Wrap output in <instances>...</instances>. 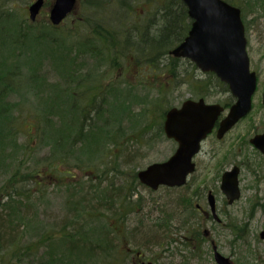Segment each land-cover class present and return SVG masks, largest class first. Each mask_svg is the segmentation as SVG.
<instances>
[{
  "label": "rangeland",
  "instance_id": "374dc122",
  "mask_svg": "<svg viewBox=\"0 0 264 264\" xmlns=\"http://www.w3.org/2000/svg\"><path fill=\"white\" fill-rule=\"evenodd\" d=\"M34 1L0 0V38H2L0 40L3 41V45L0 46V74L11 69L10 75L7 74L5 77L12 79L11 71H13V84L17 86L16 90L14 87L5 95V102L12 105L11 112L7 115L12 127L8 122V127L2 132L8 140L2 149L3 153L0 152V157L5 155V160L0 159V192L4 188L0 197L2 198L4 190L10 192V185L15 179L23 178L28 182L25 183V189L29 188L34 192L41 191L45 195L44 202L35 206L33 211L34 222L31 228L36 231H31L30 227L20 229L21 234L18 236L21 235V237L15 238L14 249L18 247V244L23 245L33 241L36 242L35 245H38L43 239L40 235L41 230L38 231L40 226L52 234V240L47 248L42 246L38 254L34 252L28 255L29 258L21 263H14L10 252L11 244H9L6 246L7 250L3 249V251L6 250L5 258L3 254H0V257L4 259L3 263L36 264V258L42 254L47 261L57 264L58 261L68 264H140L133 263L134 260L137 262L135 258L137 253H140L145 257V264H215L210 243L213 239L218 251L231 259L233 264H264V244L259 239V233L264 229V221L260 211L254 210V212L252 209L256 194V189H253L255 179L247 168L243 171V183H240L242 201L231 208L224 201L219 191L220 184L214 181L213 172L209 170L196 171L197 173L192 177L193 183L199 180L203 182L192 186L190 192L189 187L184 190V193L165 188L151 192L143 186L131 185L134 174L152 163L165 161L175 152L176 144L166 139L160 130L166 111L172 107H179L188 99L197 100L207 91L208 83L202 82L203 93L199 95L200 91L195 86H190V79L201 76L195 77L191 65L185 61H178L171 69L174 68L176 76L179 77L174 79L172 87L167 90L162 83L170 79L162 80L160 60L164 64L167 61L159 58L158 55H161L159 53H155L156 59L160 62L157 63L160 64L159 67L155 64L149 71H147L146 64L140 65L138 62V65L136 64L132 54L134 50L128 51L125 67L119 65L113 68L115 60L117 62L122 60L113 56L111 52L104 51L102 47L96 49L95 38H90V27H92L90 22H87L89 25L83 22L85 27L81 28L79 21L86 16L83 13L85 0H78L74 11L60 24L61 26L58 25L57 33H67L69 38L59 37V40H56L57 44L47 46L39 42V46L31 49L30 47L35 44L30 42V34H32L30 24L37 22L34 30L45 31L44 25H51L49 10L54 0H46L36 20L31 22L28 8ZM92 1L94 5H97V1L102 2L106 7L105 12H108L106 19L111 25L110 28H114V25L119 23L120 0ZM141 1H131L137 14H144L151 7L150 4L147 5ZM160 2L162 0H158V3ZM234 3L240 5L239 0H235ZM156 12L154 19L148 21L149 23L158 21ZM104 16L105 13L102 17ZM130 20L129 17L127 24L131 23ZM143 24H146L145 20ZM243 24L250 69L257 75V87L252 97L251 112L228 134L224 145L231 149L238 144L243 149V158L250 157L254 160L256 157L249 144V139L261 132L264 126V105L262 104L264 0H247L243 13ZM134 28L131 25L126 28V30H131L128 46L138 44L137 31H132ZM177 45L170 47L164 56L166 59L169 56L172 57L170 52ZM30 57H32V62H30ZM28 63L32 64L31 68L26 66ZM59 63H62L63 68L66 67L62 70ZM17 65H21L22 68H17ZM180 68L185 70V75L180 76ZM140 70L142 71L139 74ZM158 76L161 77L158 78ZM32 79H42L44 88L30 92V88L35 84L33 81L30 82ZM129 85L133 86L134 93L138 92L134 96L141 95L145 101L132 108V112L114 119L112 126L107 127L108 130L103 135L100 150H97L99 144H94L91 140L92 152L98 151L93 152L94 156L91 158H80L81 146L76 143H73L71 147L64 145L62 150H55L48 144L43 146V142L36 139V127L34 129L31 127L35 137L32 145H36L35 149H31L30 124H35L37 117L42 121L40 113L43 112L51 120L48 123L59 127L60 120L57 110L52 109L56 105H61L62 97L68 96L67 100L69 98L72 101H78L80 113L84 111L85 114L91 116L93 123H97L99 119L91 112L94 106L93 103L90 104L89 99L99 101L101 112L115 90L130 91L131 88L127 87ZM38 86L36 88H39ZM90 87L101 88L105 95L86 93V89ZM222 90L221 86H214L207 95L205 94V101L209 104H223L231 101L230 94ZM132 113H139L136 118H140L134 121V125L129 116ZM121 116H123L122 119ZM80 117L78 113L77 118ZM113 138H116L114 143ZM110 139L112 141H109ZM213 140L216 141L212 134L203 144L202 151L197 158V160L200 159L198 168L203 167L206 151L213 156L211 149L217 150V148H212L217 145L212 143ZM112 143L119 146V149L113 148ZM107 149H109L108 153L113 154L110 160L105 158ZM18 167H20L19 174L15 172ZM31 170L34 172L32 183L42 182L41 187L35 184L34 188H30ZM14 173L15 176H13ZM37 173L40 177L36 178ZM100 179L105 180L100 182ZM114 183L117 186L124 185L126 191H130L129 187L132 186V191L136 194L130 198V201L122 202L117 199L113 203H106L103 200L105 187L113 192ZM100 189H102L101 193ZM207 191H212L217 197L220 224L201 217L195 210L196 205L207 207ZM1 198L0 203L4 202ZM182 198L191 202L193 217H190L189 211L185 212ZM137 200L140 206L136 204ZM78 203L82 204L78 205ZM187 217L191 219V222L195 218L198 221V226L197 221L192 223L191 233L189 232L190 226L183 225ZM97 225L108 228L110 234L101 235L104 229L95 230L94 227ZM63 226L65 229H62ZM197 231L204 239L199 241L195 239L194 232ZM84 232L88 234L83 239L80 235ZM205 232L209 234L206 239ZM66 233L72 235L70 236L72 243L78 237L82 241L95 237L107 238L112 245L110 252L108 248V259L99 260L106 253L102 252L97 255L96 252L90 250L93 252L88 255L92 257V259H87L90 263H73L77 255L69 250L76 246L71 242L66 243L65 238L67 237H64ZM59 238L62 239L59 241ZM87 249L89 248L85 250ZM7 253L10 254L7 255Z\"/></svg>",
  "mask_w": 264,
  "mask_h": 264
},
{
  "label": "trees",
  "instance_id": "16d2710c",
  "mask_svg": "<svg viewBox=\"0 0 264 264\" xmlns=\"http://www.w3.org/2000/svg\"><path fill=\"white\" fill-rule=\"evenodd\" d=\"M132 0H120L119 3V23L117 25H114V28H110V23L106 19V15L108 12H105L104 10L106 7L102 4L101 1H97V5H94L92 0H85L84 3V16L82 19H80L81 28L85 25L83 22H85L87 25H89L87 22H90L92 24L90 38H95L96 43L94 44L97 48H104L102 50L109 51L113 54V56L119 57L122 61L115 60L113 62V68L115 66H126V59L127 54L129 53V50H134L132 52L135 62L138 65L146 64L147 71L150 70L151 67L155 66V64L159 67L160 64H157L159 61L156 59L155 53H159L161 55H158L159 58L164 59L167 61L166 64H164L163 61L161 62L160 70L162 72V80H165L167 78L170 79V81H165L162 83V86H164L167 90L169 87H172V83L174 79L178 78L179 76H176V72H174V68L171 69L172 66H174V63L180 61L179 59H176L174 57H164L166 53H168L169 49L173 45H177L181 42V40L186 35L190 22L188 20L187 10L183 3L180 0H162V2L158 3V0H142L141 2L146 3L147 5L150 4L151 7L144 12V14H137L132 6ZM228 2L235 5V0H227ZM81 7V8H83ZM124 11V14H123ZM157 11V12H156ZM158 14L155 21V23H149L148 21H152L154 19V14ZM105 16L104 18L102 15ZM150 14H153L151 17H148ZM129 17L131 18L130 24L128 23ZM148 17V18H147ZM161 17V18H160ZM110 19V18H109ZM145 20L146 24H143V21ZM124 21H126L124 23ZM37 23V22H36ZM36 23L30 24V28L32 30V34H30V42L34 43L35 45L33 47H30L33 49L34 47L39 46V42L44 45H53L57 44L56 40H59V37H70L67 33L58 34V26H53L50 24L44 25L45 31H41L40 29L34 30L36 28ZM83 24V25H82ZM131 25L135 27L132 31H137V43L131 44V46H128L129 38H130V31L126 30L127 26ZM61 26V25H60ZM142 31V32H141ZM130 33V34H129ZM125 37V38H124ZM2 39V38H0ZM124 40V42H123ZM3 45V41L0 40V46ZM93 45V46H94ZM119 46V47H117ZM87 48V46H86ZM137 51V52H136ZM137 53V54H136ZM142 57L140 58V55ZM39 56V55H38ZM32 57H30V62ZM144 59V60H142ZM138 62V63H137ZM159 62V63H160ZM187 64L191 65L189 62L186 61ZM180 65H183L179 63ZM31 63H28L26 66L28 68H31ZM17 68H22L21 65H17ZM59 67L63 68L62 63H59ZM191 69L194 73V76H201L198 78H191L190 79V86H195L200 92L199 95H201L203 83H208L207 91H205L204 94H202L199 98H205V94L210 91L214 86L219 85L224 87L222 83H220L216 77L212 74H200L196 67L194 65H191ZM27 68V67H26ZM11 70V69H10ZM10 70H7L4 74H0V152L3 153L2 149L5 146L6 141L8 140L7 136L2 134L4 132V129L8 127L9 119L7 118V115L11 112V107L8 102L6 101V93L11 91V89L15 87L13 84V71H11V78L9 80V77H5L7 74L10 75ZM142 70L139 71V74ZM1 73V72H0ZM180 76L185 75L186 72L183 68L179 69ZM185 73V74H184ZM192 73V74H193ZM21 74V73H20ZM31 69H30V76H31ZM138 74V75H139ZM75 75V73H74ZM16 76L18 74L16 73ZM76 76V75H75ZM161 76H158L160 78ZM71 77V76H70ZM42 79H32L30 82H35V84L30 88V92H36L40 88H44V82L41 81ZM39 85V86H38ZM35 86V87H34ZM38 86L39 88H36ZM17 87V86H16ZM15 87V90H16ZM130 89V91H120L115 90L114 93L111 95L110 99L107 100L108 104L102 108L100 112V106L99 101L96 99H89L90 104L93 103L94 108L91 109V112L96 114L98 119L97 123L92 122V118L90 115L85 114L84 111L80 113L79 107L80 104L78 101H72L67 97H62L61 105H56L54 109L57 110V116L60 120L59 127L54 126L52 123H48L51 120L48 118L47 115H44L43 112L40 113V116L43 118L41 121L38 117L36 119L35 124H30V145L32 146L31 149H35L36 145H32V141L34 140L33 132L34 128L36 127V139L39 140V142H43V146L49 145L50 147L54 148L55 150H62L64 145L66 147H71L73 143H76L77 145H80L82 153L80 154V158H88L94 156L92 154V145L91 140H93L94 144L98 143L97 150H100V142L103 138V135L105 132H107L109 126H112V123L114 119H117L118 116L126 114L128 112H132V108L137 107V105H141L145 101L143 96L139 95L137 97L134 96L135 93L133 92V86L129 85L127 86ZM36 88V89H35ZM35 89V91H34ZM226 90V87L223 88V90ZM202 92V93H201ZM86 93H90L91 95L102 96L105 95V92L101 88H87ZM165 93V92H163ZM160 95V92H159ZM89 97V96H86ZM159 98V97H157ZM136 104V105H134ZM130 106V108H129ZM47 112V111H45ZM79 113L80 118H77V115ZM51 114V113H50ZM107 117H104V116ZM139 115V113H132L129 115L131 117V122L134 125V121L139 120L140 118H136ZM47 116V117H44ZM50 117V116H49ZM123 116H121V119ZM11 124V122H10ZM12 127V124L10 125ZM31 127L33 129H31ZM161 128V126H160ZM162 131V129H160ZM102 135V136H101ZM116 138H113V143ZM109 141H112L110 139ZM90 142V143H89ZM112 143V144H113ZM108 146V145H107ZM115 149H119V146L116 144H113L112 146ZM105 148H107L105 146ZM106 156L107 160L111 159V156L113 154L108 153L109 149L106 150ZM5 155H1L0 159L5 160ZM77 158L81 161L82 159ZM110 163V162H109ZM20 167L16 168L15 172L19 174ZM32 175L30 177V188H34L35 184L39 187H41V183H32V176L34 174L33 170H31ZM137 173L133 175L131 185L135 184L140 185L137 181L136 177ZM15 176V173L13 174ZM40 177V175H36V178ZM26 179H15L11 185H10V192L9 191H3L1 200L4 202L0 203V254H3V258H5L6 255V246L11 244V253L13 256L14 263H21L25 259H28V255L36 252V254L39 253L41 250V247L47 248L51 244L52 240V234L48 231H45L42 226L38 228V231L41 230L40 235L43 239L40 241L38 245H35L36 242H30L25 243L23 245L18 244V247L14 249L16 246L15 244V238L21 234L20 229H28L30 227L31 231H36V229L31 228V225L34 222V208L37 205H41L44 202L45 195L41 191L34 192L32 189H25L26 185L25 183H28L25 181ZM105 180V179H104ZM100 179V182L104 181ZM32 183V185H31ZM141 186V185H140ZM115 190L111 192L108 190L109 188L105 187L104 192V198L103 200L106 203H113L117 199H120L122 202L129 200L133 197L134 194H136L134 191H132V186L129 187L130 191H126V187L124 185L117 186L114 183ZM4 189V188H3ZM1 189V192L2 190ZM102 189H100L101 193ZM0 192V194H1ZM74 196V195H73ZM138 206H140L139 201H135ZM82 203H78V205H81ZM97 212V211H95ZM37 228V227H35ZM102 228V234H110V230L106 227H100L97 225L94 227V229ZM168 228V227H167ZM34 229V230H33ZM62 229H65L63 226ZM165 232V231H164ZM88 233H82L80 237L83 239L86 237ZM150 234V233H149ZM145 235V234H143ZM70 234L66 233L64 237L67 244L71 242V244H74L76 248L70 249L69 251L71 253H74L77 255L75 259L73 260V263H90L87 259H92L90 255L93 252H96L97 255L102 254V252H105L106 255H104L99 260H107L109 252L111 250L110 247H112L110 240L107 241V238L105 237H95L94 239L84 240L80 239L78 236V239L75 240L74 243H72V239H70ZM18 237H21L18 236ZM63 237V238H64ZM147 237V236H144ZM62 238H59L60 241ZM31 240V238H30ZM48 240V241H47ZM50 240V241H49ZM68 247V246H67ZM6 249L3 251V249ZM86 248H89L85 250ZM92 250L93 252H90ZM3 253H2V252ZM108 253V254H107ZM10 253H7L9 255ZM0 257L1 261L0 264H6L3 263L4 259ZM16 259V260H14ZM49 259V257H48ZM38 263H44V264H57V263H50L46 260L44 255H40L36 258V264ZM58 264H68V263H61V261H58ZM104 264V263H103Z\"/></svg>",
  "mask_w": 264,
  "mask_h": 264
},
{
  "label": "water",
  "instance_id": "95a60500",
  "mask_svg": "<svg viewBox=\"0 0 264 264\" xmlns=\"http://www.w3.org/2000/svg\"><path fill=\"white\" fill-rule=\"evenodd\" d=\"M188 16L193 20L184 41L170 55L186 58L203 73L212 72L226 84L236 99L227 116L219 123L217 137L222 138L251 110L252 95L256 89V74L250 72L246 53L244 26L240 10L223 0H181ZM45 4L35 0L28 8L29 19L34 22ZM77 0H54L49 10V20L58 26L74 11ZM264 104V91H263ZM223 109L217 104L207 105L203 99L187 100L180 108H171L165 114L163 132L167 139L178 144L175 153L167 160L148 165L138 172L139 182L151 188L159 186L180 187L194 171L193 157L200 143L211 133ZM264 151V132L251 141ZM238 170L225 173L221 189L230 203L239 197ZM260 237L264 239V232ZM218 264H229L227 258L216 254Z\"/></svg>",
  "mask_w": 264,
  "mask_h": 264
},
{
  "label": "flooded vegetation",
  "instance_id": "af4514ba",
  "mask_svg": "<svg viewBox=\"0 0 264 264\" xmlns=\"http://www.w3.org/2000/svg\"><path fill=\"white\" fill-rule=\"evenodd\" d=\"M239 1H240V3H239L240 5H238L236 3V6L240 9L241 17L243 19V13H244V9H245L247 0H239ZM241 3H242V5H241ZM223 92L226 93L227 90L224 89ZM233 103H234V100L231 99V101H229V102H225L223 104H220L223 107L224 112L222 113V116L218 119V121H216V123L214 124L212 133L210 135H208V137H209L213 134V136L216 139V141L215 140L212 141V143L217 144V145L212 147V148H217L216 151L211 149L213 156L209 155V153L206 151L204 154V157L206 156V159H204L203 167L198 168L200 159L197 160V158L202 151L203 144L207 141V138H208L207 137L206 140L202 143L200 153L198 155H196L193 159V162L195 164V171L188 176L186 184H184L181 187L172 188L171 190L178 191V192L183 191L182 193H184V190H186V188L189 187L188 191L189 192L192 191V186H194L197 183L203 182V180H199V181L195 182V184L193 183L194 180L192 179V177L195 176V173H197L196 171L206 172L207 170H209V172H213L214 181H216L217 183L220 184L219 191L222 193V195L224 197V201L227 203V206L231 208V207L235 206V204L242 201L241 200L242 198H241L240 183L241 182L243 183V180H244L243 171H244V169L247 168L249 170L250 174L254 175V179H255V181L253 183L254 184L253 189L254 190L256 189V191H255L256 194H255V202L252 205L253 206L252 209H253V211L259 210L260 214L263 217V221H264V151L255 148L254 144L251 142L256 136H260L263 134L264 126H263V129L261 132L256 133L252 138L249 139V144L253 148V153L255 154L256 159L252 160L250 157H247L246 159L243 158V153H242L243 149L238 144L234 145L232 147L233 149L232 148L230 149L229 147H225V145H224L225 138L239 123H236L227 133L224 134V136L222 138L217 137V130L219 129V126H220L219 122L225 117V115L227 114L229 108L231 107V105ZM176 147H177V144H176ZM233 168H236L238 170L237 178H238L239 197L230 203V200L222 192L221 185H222L223 174L227 171L232 170ZM209 178L210 177L208 176V179ZM206 193H207L206 194L207 207L204 208L201 205H196L195 210L197 212H199L201 217H203L205 219H211V220L217 222L218 224H220L221 220L219 219V216H218V213L220 211L218 209L217 197L213 194L212 191H207ZM181 201L184 203L185 212L189 211V213L191 214L190 217H193L194 213L191 212V211H193L191 209V202L190 201L187 202L184 198H182ZM179 202H180V197H179ZM176 204H178L177 201H176ZM196 221H197V219L195 218V220H192V222H191V219L189 217H187V220L183 222V225L184 226H190L189 232L191 233V225H192V223H194ZM196 225L198 226V221H197ZM262 232H264V229H262L260 231L259 239L264 244V239H262L260 237ZM204 235H205L204 237L206 239V238H208L209 234L205 232ZM194 236H195V239L198 241L200 239H204L201 236V234L198 233V231L194 232ZM210 243H211V249H212V254H213V260H214L215 264H218L216 261V257H215L216 254H218L224 258H227L226 256L222 255L218 251V247L214 244L213 239L210 240ZM135 259H137V262H135V260H134L133 263L145 264V262H144L145 257H143L142 254L137 253ZM227 259L229 261V264H233V261L231 259H229V258H227ZM147 264H152V263H147Z\"/></svg>",
  "mask_w": 264,
  "mask_h": 264
}]
</instances>
